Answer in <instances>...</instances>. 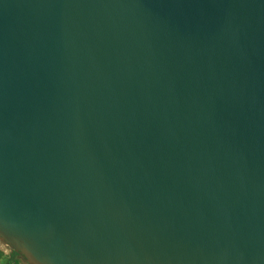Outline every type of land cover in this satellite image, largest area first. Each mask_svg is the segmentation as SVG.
<instances>
[{"label":"water","instance_id":"water-1","mask_svg":"<svg viewBox=\"0 0 264 264\" xmlns=\"http://www.w3.org/2000/svg\"><path fill=\"white\" fill-rule=\"evenodd\" d=\"M0 240L264 264V0H0Z\"/></svg>","mask_w":264,"mask_h":264},{"label":"flooded vegetation","instance_id":"flooded-vegetation-1","mask_svg":"<svg viewBox=\"0 0 264 264\" xmlns=\"http://www.w3.org/2000/svg\"><path fill=\"white\" fill-rule=\"evenodd\" d=\"M16 257H21L25 262L26 260L18 252H15L13 249H10L9 253H5L4 250H0V264H5L7 261L10 264H15Z\"/></svg>","mask_w":264,"mask_h":264},{"label":"rangeland","instance_id":"rangeland-1","mask_svg":"<svg viewBox=\"0 0 264 264\" xmlns=\"http://www.w3.org/2000/svg\"><path fill=\"white\" fill-rule=\"evenodd\" d=\"M0 248H2L5 253H9L10 249H11L9 246H7L1 240H0ZM15 264H29V263L25 262L21 257H16Z\"/></svg>","mask_w":264,"mask_h":264},{"label":"crops","instance_id":"crops-1","mask_svg":"<svg viewBox=\"0 0 264 264\" xmlns=\"http://www.w3.org/2000/svg\"><path fill=\"white\" fill-rule=\"evenodd\" d=\"M0 250H2V248H0Z\"/></svg>","mask_w":264,"mask_h":264}]
</instances>
